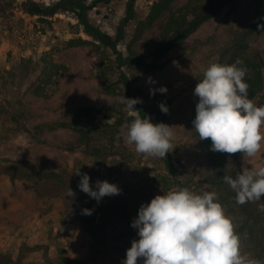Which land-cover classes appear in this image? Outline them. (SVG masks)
I'll return each mask as SVG.
<instances>
[{"label":"rangeland","instance_id":"1","mask_svg":"<svg viewBox=\"0 0 264 264\" xmlns=\"http://www.w3.org/2000/svg\"><path fill=\"white\" fill-rule=\"evenodd\" d=\"M130 1H98L87 13L118 40L114 52L87 34L65 1L0 0L10 24L42 33L35 44L9 38L0 46V264H122L139 239L131 225L140 206L184 187L216 192L242 252L264 262V196L239 205L223 180L264 166V142L254 157L233 158L211 151L212 141L208 149L192 123L205 69L237 52L260 62L261 90L251 100L264 104V0H135L129 8ZM60 2L53 15L26 10ZM176 18L183 27L169 30ZM128 88L148 107L156 94L171 99L160 123L173 127V171L120 135L133 119L120 102ZM85 173L93 190L106 180L120 194L91 198L78 187Z\"/></svg>","mask_w":264,"mask_h":264},{"label":"clouds","instance_id":"2","mask_svg":"<svg viewBox=\"0 0 264 264\" xmlns=\"http://www.w3.org/2000/svg\"><path fill=\"white\" fill-rule=\"evenodd\" d=\"M241 65L243 61L237 58L231 64L214 62L205 69L194 89L199 100L192 123L201 140L211 139V151L251 158L264 142V104L248 98L247 68ZM155 91L150 89V94ZM158 91L166 93L167 88ZM120 102L134 117L121 126L125 144L134 146L138 154L165 158L174 148L170 142L173 127L141 118L134 108L142 102L139 98L123 96ZM159 106L168 112L165 104ZM89 179L83 174L78 187L98 202L104 196L120 194L118 186L106 180L97 181L93 190ZM223 180L236 193L239 205L259 202L264 196V166L242 169L235 178L224 176ZM74 195L69 188L68 196ZM83 213L90 215L91 210ZM131 226L138 230L139 239L132 241L122 264H138L139 260L142 264H264L242 252L234 222L214 191L197 194L184 187L156 195L140 206Z\"/></svg>","mask_w":264,"mask_h":264},{"label":"trees","instance_id":"3","mask_svg":"<svg viewBox=\"0 0 264 264\" xmlns=\"http://www.w3.org/2000/svg\"><path fill=\"white\" fill-rule=\"evenodd\" d=\"M62 1H65L66 3H68L69 9L76 12L78 20L84 26L85 31L87 32V34L89 36H92L95 40L99 41L101 44L109 47L112 51H114V52L117 51V41L118 40H112L108 34L102 32L97 26L91 24L88 17H87L88 11L93 9L94 7H96L98 1H102V0L94 1L90 5L81 4L80 2H77L75 0H62ZM103 1L108 2L110 0H103ZM134 1L135 0H131L129 2V8L132 7ZM61 7H62L61 2L53 5L50 8H47V7L40 5V4H31L29 6H26V10L29 13H31L32 15H42V14L45 15V13L53 15ZM159 11H160V9H159ZM179 21H180V18H176L171 23H169V30L170 29L172 30L174 28L172 25L175 26L176 24H178V26H177L178 28H176L177 29L176 31H178V29L183 27L184 24L179 22ZM237 58H239L243 61V65H241V67H246L248 69V68H250V67H248V65H251L256 70V72L254 74V78H250L248 76V73L246 74V77H245V82L249 85L248 98L251 99L257 93H259L261 90V88H260L261 87V72L259 69L257 70V68H256V65L260 62H257V60H255V59H249L248 57L246 58L244 56V52H237V53L233 54V56L229 60L228 64L235 62V60ZM127 91H128V98H139L142 101V98L139 94L133 93L129 88ZM149 97L150 96H148L147 98H149ZM151 97L149 99H151ZM155 101H156V103L154 105L151 104L149 107L146 105H143L142 102L137 103L134 106V108L136 110H139V115L141 116V118H149V116L154 115L155 118L157 119V121L156 120L155 121L150 120L153 124L160 123L162 121V119L160 120V117H162V115L165 114V112L161 111L159 105L161 103H163L166 105V107H168L169 104L171 103V99L163 97L160 94H156L155 95ZM195 115H196V111H195ZM132 118H134V117H132ZM163 118H164V116H163ZM197 135H198V133H197ZM210 142H211L210 138L206 139L205 144L207 145L208 149L210 148V146H208V144H210ZM239 154L240 153L232 154V156H233V158H236ZM164 162H165L167 168L170 171H173L174 165H173V160H172V156L170 155V153L166 154V157L164 158Z\"/></svg>","mask_w":264,"mask_h":264},{"label":"built area","instance_id":"4","mask_svg":"<svg viewBox=\"0 0 264 264\" xmlns=\"http://www.w3.org/2000/svg\"><path fill=\"white\" fill-rule=\"evenodd\" d=\"M41 36L42 33L38 25L33 31L26 25H13L10 24L6 17L0 13V46L5 39L9 38H14L21 43L35 44L36 39Z\"/></svg>","mask_w":264,"mask_h":264}]
</instances>
